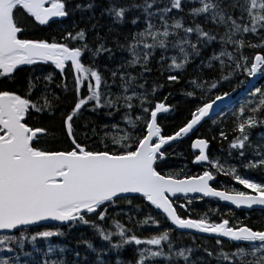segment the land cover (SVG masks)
I'll return each instance as SVG.
<instances>
[{
	"label": "snow or ice",
	"instance_id": "obj_1",
	"mask_svg": "<svg viewBox=\"0 0 264 264\" xmlns=\"http://www.w3.org/2000/svg\"><path fill=\"white\" fill-rule=\"evenodd\" d=\"M196 3L199 6H192L186 13L193 18L192 23L186 25L185 9ZM87 7L92 9L94 4L89 3ZM75 8L80 9L82 5L76 4ZM134 9L139 10L140 15L131 19V24L137 25L142 20L144 27L132 33L125 44L118 39L114 41L117 47L126 48L131 59L115 69L105 65L104 71L110 73L109 83L98 65L86 67L82 57L90 53L92 64H96L105 54L112 59V48L106 42L90 47L86 30L69 32L65 37L78 46L61 43L54 37L31 39L23 35L27 26L17 19L18 15L29 24L34 21L41 26L48 25L54 18L69 16L68 0H0V232L7 233L0 235V253L4 254L0 264H40L34 258V252L40 251L36 241L63 237L66 232L62 228L71 232L80 226L90 228L94 233L92 239L98 237L103 242L99 248L93 245L92 239L81 238L77 246L84 245L83 253L74 248L71 249L74 259L53 260L48 258L53 252L49 245L43 253V264H179V261L210 264L202 259H191V248L175 251L171 240L173 229L162 228L161 220L174 229L207 233L221 248L225 244V239L221 238L235 242L231 245L234 251H219L215 256L205 249L207 256H214L217 261L264 264V230H254L242 223L232 225L226 218L213 223L207 213L199 219L183 218L175 206L181 195L191 204L196 197L189 194H200L201 199L226 201L237 209L259 206L264 210V182H256L238 174L231 164L210 158L206 139L192 143L193 149H199L193 163L210 165L202 174L181 178L179 172L162 174L161 170L168 163L165 146L192 133L209 117L213 105L230 93L217 94L210 103L197 105L190 119L165 136L159 117L173 109L164 102L167 97L164 101L156 99L165 84L153 81L149 88L145 75L151 73L153 53L160 49V66L164 67L166 60L171 61L166 68L168 83L179 85L181 73L191 59L199 57L203 49L214 43L220 45V51L213 52L204 66L212 69L214 62H218L220 75L215 82L202 76L189 80L192 90L182 91L185 97L195 100L197 90L203 93L206 87L208 90L222 87L237 71L249 77L264 72V54L257 52L250 60L243 51L247 47L264 52V0H129L126 4L110 0L106 11L114 17V22L123 23L126 13ZM198 17L215 27L205 30L196 21ZM95 27L93 25V29ZM170 46L179 51V57L167 55ZM228 46L233 50L229 51ZM44 66L54 67L64 78L56 85L63 95H55L50 90L54 76ZM69 68L74 73L71 89L66 76ZM173 72L178 74H171ZM20 73H25L22 81L18 78ZM69 91L72 97L66 100ZM250 95L254 99L236 113L234 131L239 135L229 142V156H233L235 150L244 168L264 170V143L258 145L254 153L258 159H247L245 163L246 151L252 147L247 130L264 124L261 118L264 89L255 88ZM246 107L251 115H245ZM86 113L109 119L99 124L89 123ZM57 116L60 118L58 130L54 127ZM30 120L52 123L53 127H36L29 124ZM80 121H84L82 127H78ZM98 128L104 129L102 136ZM60 137L67 147L38 146L41 138L57 141ZM220 137L228 139L223 131ZM91 144L97 147L93 149ZM217 175L230 176L251 192L217 190L210 183ZM122 202L130 210L134 205L137 215L147 209L137 227L141 230L155 228L157 234L141 238L116 218L105 227L110 210L115 211ZM179 208L188 211L185 203H180ZM43 222H56L55 230H40ZM29 232L32 233L30 240ZM26 241L32 244L33 252L24 251ZM133 245L138 258L120 259L119 254ZM59 251L64 253L66 249L61 247ZM113 252L117 254L114 261L103 258ZM21 256L31 259L22 260Z\"/></svg>",
	"mask_w": 264,
	"mask_h": 264
},
{
	"label": "trees",
	"instance_id": "obj_2",
	"mask_svg": "<svg viewBox=\"0 0 264 264\" xmlns=\"http://www.w3.org/2000/svg\"><path fill=\"white\" fill-rule=\"evenodd\" d=\"M112 3L117 4H126L129 0H111ZM139 2V0H138ZM89 3H93L94 7L89 9L87 6ZM110 0H68V9H69V16L65 18H60L57 21L51 22L48 25L39 27L36 26L33 22L29 24L27 21L23 20L19 15L17 19L22 23L26 24L27 30L23 34L27 38L31 39H48L51 40L53 37L61 42V43H72L74 46H78L77 42L75 41H66L65 37L68 35L69 32L75 34L76 32L84 29L87 31V42L90 47L94 46L98 42H106L107 46L112 48L114 57L112 59L107 58V54L104 57L100 58L96 61V64H92L90 59V53H85L82 57V62L85 66H99L101 72L104 74L106 78H108L109 83H111L110 73L104 71L105 65L109 68L115 69L116 66L125 63L127 60L131 59L130 53L125 49H121L117 47L116 41L117 39L121 44H125L126 39L130 40L131 34L137 30H142L144 27L143 21L141 20L137 25L131 24V19H133L136 15H140L139 10H131L130 12L126 13V21L123 23H116L114 22V17L109 15L106 9L109 7ZM81 4L82 8L76 9L75 5ZM192 6H199L198 3L195 5L189 4L185 9V24H191L193 18L186 15L187 11L190 10ZM30 19V18H29ZM196 21L201 24V26L205 30H209L214 28L210 22L204 23L202 18H196ZM93 25H96L95 29H93ZM223 32V29L220 30ZM182 34V33H181ZM98 37L100 38L98 40ZM195 37H193V40ZM255 40V38H253ZM228 50L232 51V47L228 46ZM160 49H156L153 53V57L150 62V67L152 68L151 73H145L148 77V87L150 88L153 81L157 83L165 84V87L160 89L157 93L156 99L160 101H164V98L167 97V100L164 101L166 104L172 106V111L167 114H160L159 117V124L162 127L164 135H170L174 131L178 130L179 126L185 123L188 119H190L191 111H194L197 105H202L203 103L209 102L213 100V98L217 94H221L223 92H230V91H239L241 90L247 80L248 76L241 72L237 71L239 76H233L230 82H225L222 87L217 89L208 90L206 87L203 93L200 90H197V96L195 100L185 97L182 95V91L184 90H192V88L188 85V81L191 79H195L197 77H204L205 79L209 80L210 82H215V79L220 75L219 72V64L218 62H214L215 67L209 69L204 65L207 63L209 57L213 54V52L218 53L220 51V45L214 43L208 48H205L201 51V55L199 57H193L191 62L186 65L185 70L181 73V83L179 85H170L167 81V76L169 72L166 71L167 65L171 63L170 59L165 61L164 67L160 66ZM189 51H191L189 49ZM245 53V49H243ZM257 52H261L264 54L260 49H252L246 47V53L249 59L253 57ZM167 55L169 57L176 55L180 56L178 50H172L170 46V50L168 51ZM205 58V59H204ZM203 61V63H202ZM22 67H29V66H22ZM49 68L52 71L54 76V82L50 86V90L55 95H63L61 89L58 88L56 85L63 82V77L59 75V73L51 66H44ZM227 71V70H226ZM161 72H163V76H161ZM47 73H36V75H46ZM136 74V73H133ZM171 74H178V73H171ZM25 73L19 74V79L22 81ZM67 76V83L69 85V89H71L73 80H74V73L71 69L66 70ZM46 83V82H45ZM119 83V81H117ZM43 87V84L40 85ZM86 92V87L84 89ZM250 92H247V97H250ZM72 92L69 91L66 100L71 99ZM180 98V99H179ZM258 96L255 98L258 100ZM254 99V98H253ZM244 106V105H241ZM241 106H236L231 110H224V114L222 117L215 116V120H209L205 122L202 126L199 127L197 132H195L191 137L182 139L178 144H174L171 146L166 147L167 150V161L168 163L162 167V174H169V173H181V178L184 175L196 176L202 174L204 170L210 168L209 165L202 166V165H193V158L194 155L191 151L190 145L193 139L195 138H203L209 141V149L208 155L210 158L218 160L220 163H231L235 162L238 163L241 158L235 155V150H233V156H229V142L232 141L236 136L239 135L238 132H235L234 129L236 127V113L239 112ZM252 113L248 112L247 107L245 108V115H251ZM86 118L88 119L89 123L99 124L101 120L109 119L106 116L100 115L97 116L94 113H86ZM264 118V115L261 116ZM119 119V117H117ZM84 121H80L78 127H82ZM60 118L57 116L54 127L56 130L59 129ZM30 125L36 127H53L52 123H46L40 120H30ZM121 127L123 125L121 124ZM100 131V135L104 134V129L98 128ZM223 131L228 139L222 140L220 137V132ZM250 134V142L252 147L248 148L246 151V158L250 157L252 154L255 153L258 145L264 143V129L263 124L253 127L247 130ZM39 147L43 148H65L67 147V143L63 140V137H60L57 141H52L50 139L41 138L39 142ZM93 149L97 147L96 144L90 145ZM102 147V145H100ZM215 172V169H212ZM247 175L250 178L258 181L264 182V170H258L254 168H248L246 170ZM213 187L219 190L224 189H235V190H243L245 192H249L247 189H243V186H239L236 183L230 182L224 178V175H217L216 181L212 184ZM180 203H185L187 206L188 211L185 212L184 209L179 208ZM175 206L178 209V212L183 218H193L199 219L201 216H204L207 213V218L210 222L218 223L222 219H229L232 225L237 224H245L252 227L254 230H264V211L261 210H251V211H239L235 210L228 205L220 203L211 198H200L196 197L192 201L191 204H188L184 198H180L176 200ZM150 207V206H149ZM119 213V215H117ZM126 213V214H125ZM147 213V209L137 215L135 211V206L133 205L131 210L125 203H121L115 211L110 210V217L109 220L104 222L105 227H109L111 225V219L116 218L121 223H123L127 228L134 229L135 233L140 236L141 238H147L152 234H157V229L145 227L143 230L137 227V222L143 220ZM129 217H132L130 220ZM40 230H55L56 224L52 223H45L43 224ZM162 228H169L171 227L168 224H165L163 220H161ZM172 228V227H171ZM173 229V228H172ZM66 232V235L63 237H54L51 238L49 241L38 240L35 242L36 248H38L39 252H34V258L40 261V264H43V260L45 257L43 256L44 252H47V248L49 245L53 247V252L49 254V259H74L75 253L71 251V249H77L81 253L84 252V245L77 246V241L81 238L84 239H92L94 236L93 231L86 227L80 226L78 228L72 229L71 232H68L66 229H63ZM31 232L27 235L30 240ZM5 235V234H0ZM171 240L174 245L175 251L186 250L191 248L193 251L190 254L191 259L199 260L202 259L203 261H208L210 264H226L223 260L217 261L214 256L219 251L231 252L235 249L231 247L232 242L225 241L223 248L215 244V239L213 238H197L191 237L184 234H180L173 229L171 233ZM92 243L94 246L98 247L103 243L98 239V237L92 239ZM63 247L66 249L64 253H61L59 250ZM136 246H128L126 247L120 254L119 258L122 260H132L136 257L133 249ZM205 249L212 251L214 256L208 257ZM19 251V250H18ZM24 251L33 252V246L31 243L25 242ZM0 258H4V254L0 253ZM105 259L113 260L117 258V254L113 252L108 257H103ZM22 260L31 259L30 257L21 256ZM179 264H183V261H179Z\"/></svg>",
	"mask_w": 264,
	"mask_h": 264
},
{
	"label": "water",
	"instance_id": "obj_3",
	"mask_svg": "<svg viewBox=\"0 0 264 264\" xmlns=\"http://www.w3.org/2000/svg\"><path fill=\"white\" fill-rule=\"evenodd\" d=\"M55 19H57V18H54L53 19V21L55 20ZM50 22H52V21H50ZM49 22V23H50ZM38 25V24H37ZM39 26H41V25H39ZM260 76L261 75H256L255 77H250V79H249V83H248V85L241 91V92H239V93H237V94H234L233 95V93H230V95L228 96V97H226L223 101H217L214 105H213V108L210 110V113H209V117L212 115V114H215V113H217V109L216 108H220V107H224V108H226V107H228V106H231L234 102H235V100H237L238 98H240V96L242 95V93H244L245 91H247V90H249V89H251L252 88V86L256 83V81L260 78ZM214 100V99H213ZM206 118H208V117H206ZM263 128H264V125H263ZM177 142H179V141H177ZM177 142H172V144H174V143H177ZM171 144V145H172ZM168 145H166L165 147H167ZM193 149V148H192ZM193 152L194 153H198L199 154V149H193ZM206 152H207V149H206ZM195 159V158H194ZM195 164V163H194ZM215 181V180H214ZM214 181H212V182H210L211 184H213L214 183ZM189 196H198V197H200V194H189ZM181 197H183L182 195H181ZM204 198H209V197H204ZM175 199V198H174ZM213 199H215V198H213ZM217 200V199H216ZM217 201H219V200H217ZM219 202H221V203H223V204H226V205H228V206H230V207H232L233 209H235V210H244V211H250V210H255V209H258V210H262V209H260V207L259 206H253V209H246V208H239V209H237L234 205H231L229 202H226V201H219ZM43 223H56V222H43ZM172 227H174V226H172ZM177 231H179V232H181V233H190V234H193V235H198V236H203V237H207V238H214L213 236H211V235H209V234H207V233H196L195 231H193V230H178V229H176ZM0 233H3V232H0ZM221 239H225L226 240V238H221ZM235 243V242H234Z\"/></svg>",
	"mask_w": 264,
	"mask_h": 264
},
{
	"label": "rangeland",
	"instance_id": "obj_4",
	"mask_svg": "<svg viewBox=\"0 0 264 264\" xmlns=\"http://www.w3.org/2000/svg\"><path fill=\"white\" fill-rule=\"evenodd\" d=\"M246 56H247V53H246V48H245V53H244ZM254 56V55H253ZM257 75H261L260 76V78L256 81V83H255V85L253 86V88H252V91H255V88H262V89H264V72H260V73H258ZM234 76H239V74L236 72L235 74H234ZM248 78L250 79V77L248 76ZM247 83H248V81H247ZM249 100H253V97L252 96H250V97H247V96H244V98L241 96L240 97V100H239V103H240V105H247L248 104V102H249ZM220 116L219 117H222L223 115H221V114H219ZM247 159H258V157H256L254 154H252L250 157H247L246 159H245V163L247 162ZM222 164H224V163H222ZM227 164H231L233 167H236L237 168V171H238V174H242V175H244V176H246V177H249V175H247V173H246V168H244L243 166H242V164H241V162L239 161L238 163H235V162H231V163H227ZM227 164H225V165H227ZM224 178L226 179V180H228V181H230V182H233V183H235V181L234 180H232L231 179V177L230 176H224ZM250 178V177H249ZM252 179V178H251ZM254 180V179H253ZM254 181H256V180H254ZM256 182H258V181H256ZM249 192H251V190L250 189H247Z\"/></svg>",
	"mask_w": 264,
	"mask_h": 264
},
{
	"label": "bare ground",
	"instance_id": "obj_5",
	"mask_svg": "<svg viewBox=\"0 0 264 264\" xmlns=\"http://www.w3.org/2000/svg\"><path fill=\"white\" fill-rule=\"evenodd\" d=\"M205 59V58H204ZM180 99V98H179ZM212 101V100H211ZM211 101H209V103L211 102ZM217 109V113H222V112H224V107H220V108H216ZM216 114V113H215ZM207 121H209V117L208 118H205L202 122H201V124L200 125H198L197 126V128L196 129H194L193 130V132L192 133H190L186 138L188 139L189 137H191L195 132H197V130L199 129V127L200 126H202L203 124H205V122H207ZM197 139H203V138H195V139H193L192 140V142H191V145H190V148H191V151H192V153H193V155H194V152H193V149H192V143L195 141V140H197ZM237 185H239V184H237ZM239 186H241V185H239ZM261 211H264V210H261Z\"/></svg>",
	"mask_w": 264,
	"mask_h": 264
}]
</instances>
